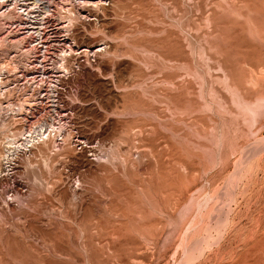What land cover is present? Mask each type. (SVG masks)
<instances>
[{
	"label": "rangeland",
	"instance_id": "1",
	"mask_svg": "<svg viewBox=\"0 0 264 264\" xmlns=\"http://www.w3.org/2000/svg\"><path fill=\"white\" fill-rule=\"evenodd\" d=\"M65 4L67 101L13 169L0 116V264H264V0Z\"/></svg>",
	"mask_w": 264,
	"mask_h": 264
},
{
	"label": "built area",
	"instance_id": "2",
	"mask_svg": "<svg viewBox=\"0 0 264 264\" xmlns=\"http://www.w3.org/2000/svg\"><path fill=\"white\" fill-rule=\"evenodd\" d=\"M53 1L0 0V44L5 41V53L0 45V116L12 136L25 131V138L31 129L38 128L47 139L53 130L51 118L67 101L64 79L69 76V60L76 55L75 50L54 51L46 35L31 33L45 5ZM50 10L55 18L66 14L59 8ZM70 45L77 46L72 37ZM58 139L63 140L62 133Z\"/></svg>",
	"mask_w": 264,
	"mask_h": 264
},
{
	"label": "bare ground",
	"instance_id": "3",
	"mask_svg": "<svg viewBox=\"0 0 264 264\" xmlns=\"http://www.w3.org/2000/svg\"><path fill=\"white\" fill-rule=\"evenodd\" d=\"M77 1L80 2V1H85V0H77ZM60 3H63V0H54L53 3L50 2L47 5H45V9L43 10L44 14L40 17V19H38L39 20L38 24L34 25V27L32 28L33 30L31 31V33H35V34H38V33L42 34L43 33V35H46V37H47L46 38V42L48 43L49 46H52L54 48V51H56V50H64L65 48H68V47H70L71 49L73 48L72 45H70V38L72 37V33H69V31L71 30V28H73V25H74V23L72 22V20L74 18L71 15V12L72 11L74 12V10L72 9L73 7L72 8L69 7L70 9L69 8L67 9L68 5H66V4L65 5H61V7H59ZM51 7H55V8H59V9H65V10L68 11L69 16H67L68 14L67 15L65 14V15H62L61 17L55 18L53 13H51L52 12L50 10ZM49 10H50V12H49ZM41 13L42 12L40 11L39 14H41ZM67 20L69 21L68 23L66 22ZM74 41H75V39H74ZM20 133H21V137L24 138L23 133H25V131H23V132L21 131ZM16 136H17V134L15 136H13L11 139L8 140V145L6 147L7 148L6 149L7 154H5L4 158H7L6 161H5V163H6L5 165H7L8 169H13L14 167H16V165H17L16 158L17 157L18 158L22 157L24 154L29 155L31 152H33L32 151L33 150L32 146H35L36 144H38V143H40L42 141H46L45 138H43V135L41 134V132H40V130L38 128L31 129V131L29 132V135H25V138L22 141H20V139L18 140L16 138ZM56 139H55V142H56ZM28 145H29V147H28ZM50 163H51V161L49 162V164ZM34 164H36V163H34ZM47 167H49V165H47ZM63 179H61V180H63ZM61 183H63V182H61ZM61 183H59V184H61ZM47 184H46V186H48ZM36 185H38V184H36ZM75 194H76V192L74 191L73 195H75ZM34 204H32V205H34ZM76 208H79V207H76ZM44 213H46V212H44Z\"/></svg>",
	"mask_w": 264,
	"mask_h": 264
}]
</instances>
